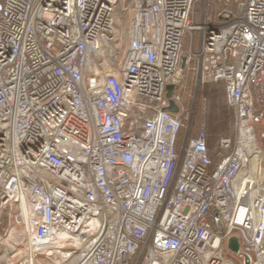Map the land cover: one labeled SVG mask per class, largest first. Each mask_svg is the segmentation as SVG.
<instances>
[{
	"label": "built area",
	"instance_id": "obj_1",
	"mask_svg": "<svg viewBox=\"0 0 264 264\" xmlns=\"http://www.w3.org/2000/svg\"><path fill=\"white\" fill-rule=\"evenodd\" d=\"M190 67L195 96L221 84L233 111L211 149L180 96ZM261 140L264 0H0L15 264H236L231 237L264 264Z\"/></svg>",
	"mask_w": 264,
	"mask_h": 264
},
{
	"label": "rangeland",
	"instance_id": "obj_2",
	"mask_svg": "<svg viewBox=\"0 0 264 264\" xmlns=\"http://www.w3.org/2000/svg\"><path fill=\"white\" fill-rule=\"evenodd\" d=\"M121 20H122L123 28L125 29V25H124L125 19L123 16H121ZM188 42H189V36H187L185 39V43L183 46L184 49L187 48ZM122 46H124V43L122 44ZM181 86L182 87L180 91V96L181 99L183 100V105L185 108L189 110L192 108L193 97H195L197 100L194 114L197 113L198 117L197 120L196 119L194 120V115H193V124H192V129L190 131V135L194 136L200 127H203L205 130H207L208 116L211 112L212 107L215 108L213 112L215 115L221 112L222 109H225L226 112H230L232 114V120L228 123L226 127V131L220 134L219 136H217V138L223 136L229 137L233 134L232 131L233 111L225 101L223 94V87L221 84L206 83L203 86H201L200 90L195 96L193 70L192 67H190L188 70H185L182 75ZM202 100H205V102L202 103ZM185 133L186 131L183 130L180 140L184 138ZM260 146L263 150V155H264V140L260 141ZM7 229H8L7 224L6 222L3 221L2 226H0V264H15L19 257L17 256L14 257V247L11 245L10 239L8 240L7 236L4 235ZM227 255L234 263L240 264L241 262L240 256L229 251L227 252ZM48 264H52V263H48Z\"/></svg>",
	"mask_w": 264,
	"mask_h": 264
},
{
	"label": "trees",
	"instance_id": "obj_3",
	"mask_svg": "<svg viewBox=\"0 0 264 264\" xmlns=\"http://www.w3.org/2000/svg\"><path fill=\"white\" fill-rule=\"evenodd\" d=\"M215 108H211V112L208 116V125H207V143L208 148L211 149L213 146L215 139L217 136L222 134L226 131V127L228 123L232 120V114L230 112H226L225 109H222L221 112H219L217 115H215L214 112ZM197 113L194 114V120H197L198 115ZM183 131L180 132L178 136V141L181 139Z\"/></svg>",
	"mask_w": 264,
	"mask_h": 264
},
{
	"label": "water",
	"instance_id": "obj_4",
	"mask_svg": "<svg viewBox=\"0 0 264 264\" xmlns=\"http://www.w3.org/2000/svg\"><path fill=\"white\" fill-rule=\"evenodd\" d=\"M184 61L185 59H182V64H181V69H184ZM175 86L173 84H169L166 86L165 88V97L166 99H168V103L169 106L166 108L167 111L171 112V113H176L178 111L176 105L174 104V102L172 101V96L175 90ZM227 248L230 252L240 256L243 258L244 260V264H249L250 258L249 256L243 255L240 251H239V244H238V240L236 237H231L228 242H227Z\"/></svg>",
	"mask_w": 264,
	"mask_h": 264
}]
</instances>
